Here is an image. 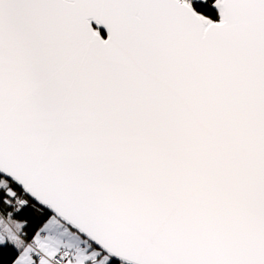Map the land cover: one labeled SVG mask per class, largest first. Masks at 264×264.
Here are the masks:
<instances>
[{"label": "snow or ice", "instance_id": "6c2138e0", "mask_svg": "<svg viewBox=\"0 0 264 264\" xmlns=\"http://www.w3.org/2000/svg\"><path fill=\"white\" fill-rule=\"evenodd\" d=\"M0 264H264V0H0Z\"/></svg>", "mask_w": 264, "mask_h": 264}, {"label": "water", "instance_id": "95a60500", "mask_svg": "<svg viewBox=\"0 0 264 264\" xmlns=\"http://www.w3.org/2000/svg\"><path fill=\"white\" fill-rule=\"evenodd\" d=\"M92 23H93V26H95V25H94V22H92Z\"/></svg>", "mask_w": 264, "mask_h": 264}]
</instances>
